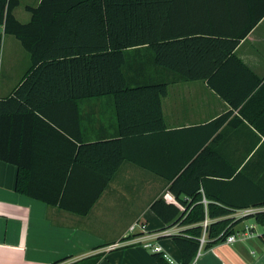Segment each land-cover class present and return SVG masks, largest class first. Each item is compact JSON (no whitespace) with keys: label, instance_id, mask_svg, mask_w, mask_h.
Segmentation results:
<instances>
[{"label":"trees","instance_id":"1","mask_svg":"<svg viewBox=\"0 0 264 264\" xmlns=\"http://www.w3.org/2000/svg\"><path fill=\"white\" fill-rule=\"evenodd\" d=\"M232 3V0H41L36 7L26 6L31 20L22 23L14 14L19 0H0L3 28L0 54L5 34L18 39L31 59L30 70L13 93L0 99V160L21 166L14 152L22 119L29 121L34 117L49 122L51 127L52 123L63 137L59 130L65 127L55 115L62 106L69 105L76 112L81 101L109 97L113 99L117 120L116 134L71 144V172L69 176L64 172L55 192L37 191L30 187L31 183L24 189L21 179L17 190L49 205L87 215L120 166L130 161L170 182V192L178 204L158 199L151 210L166 225L188 226L173 236L181 264H192L196 258L206 216L211 220L206 247L235 234V226L241 219L232 215L252 204L234 205L211 194L208 185L218 180L208 177L216 176V172L203 170L200 165L206 148L199 155L198 151L189 152L179 162L167 157L169 164L161 165L157 157L162 148L158 135L166 132L161 99L171 82L207 80L230 104L237 106L241 102L232 100L215 81L231 61L246 69L234 51L263 18L264 3L257 6L255 0L254 3L244 0L250 16L239 33L237 29L229 32L212 28L214 15L223 12L231 18L232 28L235 27L238 22L233 18ZM159 70L171 71L175 76L159 77ZM229 116L228 112L210 122L209 135L217 137ZM173 144L174 141H167L165 148L173 150ZM82 165L86 170V189L81 193L84 199L73 204L67 201V193L75 169ZM203 199L208 201L207 205ZM253 217L256 224L264 225V212ZM155 257L161 264H170L160 254ZM98 259L99 256L86 264H96Z\"/></svg>","mask_w":264,"mask_h":264},{"label":"crops","instance_id":"2","mask_svg":"<svg viewBox=\"0 0 264 264\" xmlns=\"http://www.w3.org/2000/svg\"><path fill=\"white\" fill-rule=\"evenodd\" d=\"M40 1L19 0L20 5L14 11L16 18L28 23L31 14L26 6L36 7ZM232 1L233 18L238 23L232 28L231 18L223 12L214 15L212 28L229 32L237 29L236 33L245 28L250 12L245 10L244 0ZM255 2L260 6L264 0ZM23 10L28 14L27 22L19 16ZM15 40L20 43L11 35H3L1 74L5 48L17 46ZM234 55L246 69L231 61L215 84L232 100H241L237 106L220 97L207 80L175 81L168 85L167 94L161 99L166 132L158 135L162 148L157 157L161 165L169 164L171 161L166 159L170 157L179 162L189 152L198 151L199 155L206 148L200 165L203 170L216 172V176L208 177L218 180L208 185L211 194L234 205L252 204L246 209H264V16L240 40ZM27 56L24 57L27 67L17 86L31 68L30 55ZM158 76L171 78L175 74L159 70ZM17 86H0V99L10 96ZM60 110L55 115L65 127L59 130L65 136L61 137L55 130L59 128L52 123L51 127L44 120L21 118L14 152L21 166L0 160V264H86L98 256L96 264H161L156 253L139 244L107 250L138 221L159 233L158 240L165 252L181 264L173 236L188 226L166 225L151 210L155 200L174 204L178 200L170 192L166 178L139 165L125 161L87 215L49 205L17 190L21 179L24 189L31 183L30 187L37 191L55 192L64 172L70 175L73 142L96 141L117 133L112 98L81 101L76 112L69 105ZM228 112L230 116L218 136H210L208 124ZM171 140L173 150H167L165 146ZM85 181L86 170L82 165L73 173L68 202L81 203ZM210 202L219 205L216 200ZM243 210L232 216L237 218ZM237 219L241 220L235 226L236 233L255 224L253 216ZM192 264H264V242L253 237L204 245Z\"/></svg>","mask_w":264,"mask_h":264},{"label":"built area","instance_id":"3","mask_svg":"<svg viewBox=\"0 0 264 264\" xmlns=\"http://www.w3.org/2000/svg\"><path fill=\"white\" fill-rule=\"evenodd\" d=\"M203 203L207 205L208 201L206 199H203ZM262 212H264V209L262 208H250L243 210L241 213H239L240 216H238L237 218L254 216ZM210 223L211 220L206 216L205 220L202 223L203 235L200 238V244H201L200 248H202L207 242L206 232ZM159 236H160L159 233L150 231L144 223L138 221L130 226L129 232L120 241L113 243L112 245H109L107 247V250H115L125 246L139 244L145 249L152 251L153 253L162 255V257L165 260H167L170 264H177L165 252L164 248L159 243L158 240ZM253 237L260 238L264 242V225H259L255 223L252 226L245 227V229L229 236L225 241L228 243H234L238 240H247Z\"/></svg>","mask_w":264,"mask_h":264},{"label":"rangeland","instance_id":"4","mask_svg":"<svg viewBox=\"0 0 264 264\" xmlns=\"http://www.w3.org/2000/svg\"><path fill=\"white\" fill-rule=\"evenodd\" d=\"M25 1V0H24ZM34 2V0H26V2ZM22 20H27L28 14L23 10V12L19 15ZM27 22V21H25ZM15 39L13 36H11ZM17 41V40H15ZM17 46L11 47L9 45L6 46L4 51V66H3V74L0 71V86L1 88L17 86L24 68L27 67V62L24 57H28L27 52L21 47L20 43L17 41ZM0 65V69H1ZM249 217V216H246ZM261 230V229H258Z\"/></svg>","mask_w":264,"mask_h":264}]
</instances>
